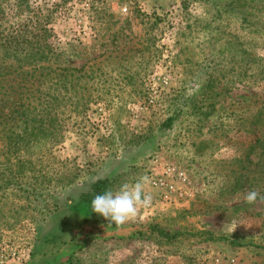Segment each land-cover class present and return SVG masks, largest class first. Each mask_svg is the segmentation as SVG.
I'll return each instance as SVG.
<instances>
[{
	"label": "rangeland",
	"instance_id": "obj_1",
	"mask_svg": "<svg viewBox=\"0 0 264 264\" xmlns=\"http://www.w3.org/2000/svg\"><path fill=\"white\" fill-rule=\"evenodd\" d=\"M23 25L74 71L27 79L0 119V264H264V203L244 202L264 196V0H0V29ZM168 167L186 198L152 185ZM143 175L152 205L119 228L80 212L97 179Z\"/></svg>",
	"mask_w": 264,
	"mask_h": 264
},
{
	"label": "trees",
	"instance_id": "obj_2",
	"mask_svg": "<svg viewBox=\"0 0 264 264\" xmlns=\"http://www.w3.org/2000/svg\"><path fill=\"white\" fill-rule=\"evenodd\" d=\"M38 23L41 19L36 18ZM50 30L43 27H29L28 25H23L12 29L11 31H4L0 29V64L3 62H9L8 69L10 71L6 72V75L0 74V119L7 121H12L15 117H12L13 110L18 105L20 108H24L23 111L29 108V104L25 103L27 97L24 98L25 92L28 91V87L23 84L27 79H33L37 81L42 86V82H51L50 86H60L58 84V77L61 76L59 72H67L69 77H72L74 71L73 68L60 69L59 64L60 58L63 55V51L58 47H51L49 44ZM67 53L71 54L74 51V45H69V48L65 49ZM0 69L2 67L0 66ZM5 76H9L5 79ZM21 77L19 82L18 78ZM50 77V78H49ZM13 82L15 84L10 85L6 89V84ZM39 90V89H38ZM35 90V94L39 93L36 98L40 100L42 92ZM15 96L18 98H15ZM46 99V102L44 100ZM24 100V101H23ZM58 100H52L45 98L39 101L40 105L45 107H50L52 102H57ZM264 109V108H262ZM261 109V110H262ZM3 110H7L6 113H2ZM21 121H27V115H22L19 117ZM36 119H32L35 121ZM39 126L28 131V135L32 137L44 133L42 130V120L38 121ZM25 127L27 126V124ZM44 125V124H43ZM260 142V140H258ZM110 178L97 179L91 184L90 189L87 193H84L81 198L79 205L80 212L90 210V204L93 197L97 194H102L105 190L109 188ZM161 231H159L160 234ZM166 236L167 233H161ZM179 234H173L169 236L171 239L177 238Z\"/></svg>",
	"mask_w": 264,
	"mask_h": 264
},
{
	"label": "clouds",
	"instance_id": "obj_3",
	"mask_svg": "<svg viewBox=\"0 0 264 264\" xmlns=\"http://www.w3.org/2000/svg\"><path fill=\"white\" fill-rule=\"evenodd\" d=\"M150 182L151 178L143 175L135 182L121 184L116 191L105 190L93 197L90 209L108 222L107 227L114 225L119 228L135 218L139 209H146L152 205L153 198L145 191ZM258 200L264 203V196L256 190H250L244 196V202L248 205H254Z\"/></svg>",
	"mask_w": 264,
	"mask_h": 264
},
{
	"label": "built area",
	"instance_id": "obj_4",
	"mask_svg": "<svg viewBox=\"0 0 264 264\" xmlns=\"http://www.w3.org/2000/svg\"><path fill=\"white\" fill-rule=\"evenodd\" d=\"M165 177H159L153 179L152 185L156 187L158 190L163 191L164 199H184L187 197V192L184 189H176L171 184V179L176 178L181 183L186 182V177L184 173L180 172L178 169L174 167H168L165 171Z\"/></svg>",
	"mask_w": 264,
	"mask_h": 264
}]
</instances>
